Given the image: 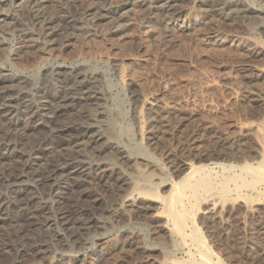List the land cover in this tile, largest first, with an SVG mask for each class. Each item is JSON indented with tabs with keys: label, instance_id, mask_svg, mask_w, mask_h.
<instances>
[{
	"label": "rangeland",
	"instance_id": "rangeland-1",
	"mask_svg": "<svg viewBox=\"0 0 264 264\" xmlns=\"http://www.w3.org/2000/svg\"><path fill=\"white\" fill-rule=\"evenodd\" d=\"M24 1L2 0L0 9L13 12ZM107 1L103 5L112 12L93 22L92 15L87 16L88 29L68 45L49 41L39 43L36 50L27 49L18 33L0 31V70L24 80L30 95L45 98L59 89L60 82L51 81L58 68L95 75L104 107L103 114L93 118L129 156L112 149L100 155L116 166L119 175L124 172L123 180L117 187L109 182L91 184L99 195L80 201L89 210L77 216L98 221L95 227L91 223L80 245L59 216L60 207L66 209L68 200L75 199L70 179L53 193L50 182L44 181L7 189L11 199L0 212L10 225L8 236L13 234L7 238L18 247L27 246L31 238L46 248L36 258L30 252L14 250L15 254L0 241V264H206L211 259L221 264H264V180L246 172L264 162V0H239L248 8L238 14L229 9L226 14V9L213 13L209 0ZM96 2L84 0L85 5ZM166 5L180 10L167 12ZM180 160L186 162L184 172L195 164L221 163L200 177V184L210 188H200L198 198L185 208L190 226L186 232L205 239L208 256L192 236L182 238L164 227L159 214L160 196L180 177V168L174 167ZM229 175L243 178L236 185L229 182L226 193H218L217 183ZM30 192L36 198L23 204ZM209 192H217L221 203L217 217L205 212ZM41 204L49 206L50 217L36 212Z\"/></svg>",
	"mask_w": 264,
	"mask_h": 264
},
{
	"label": "bare ground",
	"instance_id": "bare-ground-1",
	"mask_svg": "<svg viewBox=\"0 0 264 264\" xmlns=\"http://www.w3.org/2000/svg\"><path fill=\"white\" fill-rule=\"evenodd\" d=\"M1 1L2 0H0V2ZM99 1L100 3H98L97 0V2L94 5L93 4L85 5L86 3H84V0H25L23 5H21L20 8L18 7V9H15L13 12H10V10L2 11V9H0V31H4V33H14V32L18 33L21 38L20 43H22L23 44L22 46L27 49L34 50L35 48H40L39 43L42 44L49 41L50 42L53 41V43H56V45L58 46L68 45L69 43H72L71 41H74L75 39L78 38V34L80 32L86 31L88 29L87 26L90 23L88 22L89 19H87V16L92 15V19L91 21L90 20L89 21L93 22V20L96 21L101 17L104 18V16L106 17L108 13L112 12L110 9H107L103 5L104 2L107 0H99ZM110 2H112V0H110ZM120 2H122V0ZM208 2H210V7L213 13L215 11L223 12L222 10L226 9V12H224L226 14L227 10L229 9V11L236 12V14H238L241 12H246V9L248 8L241 5L242 3H240L239 0H209ZM113 4L115 5L116 2H114ZM118 4L120 3L118 2ZM174 7L172 5H166L165 8L163 6V9L167 12L171 11L172 13V11H177L178 13V10L180 9H178V7L177 8ZM162 13L164 14V12ZM118 25L120 26V24ZM96 80L97 79L95 75L89 74L84 70L72 68L67 71H62L59 70L58 68L54 71V73H52L51 81L60 82V88L55 90L53 94H50L45 98L44 96L39 98L36 97L37 95L36 96H33L32 94L30 95L28 89L24 86V82H25L24 80H22L18 76L14 77L0 70V212L4 210V209L1 210V208H4L3 206L4 203H6L7 199L8 198L11 199V197H8L5 192L7 189H11V188L13 189L14 187L17 186L22 187L24 184H29L32 186L34 184L37 186L39 183L50 182L49 185L51 186L49 191L53 193L55 191L54 189H58V187L61 185V183H63V181L70 179L74 186L73 188H74L75 196L74 195L73 196L75 197V199L74 198L71 199L72 198L71 197L70 200H68L67 202L68 206L64 205L65 207H67L66 209H63L60 206H59L60 209L59 208L58 209L60 214L59 216H61L60 218L62 221L61 224L64 226V228L70 230L71 236L79 242L78 245L82 243L81 239H84L85 233L91 227V223H93L92 226L95 227L94 226L96 225L95 220L98 221V219H95L94 221L89 219H88L89 221L86 219L84 220L78 219L79 218L78 216L82 214L84 215L87 214L89 210L87 207L84 208L85 205L84 207H82L80 205V201L82 200L88 201V198L90 199L91 197L97 195L96 192L98 188L91 189V184L94 183L96 185L105 186L109 182V184H113V186L117 187L118 185L120 186L122 184L121 181L123 180V177L121 175L124 172L121 173L119 171L121 174L119 175V173L115 172L116 166L113 163L112 165L108 164L105 158L100 157V155H104L106 152H110L108 150L112 149L113 152L115 153L118 152L117 155H121L124 158L126 157L129 158V156H127V154H125L123 150L119 149V147L115 145V143H113L111 138L107 136L108 134L106 135L105 132L103 133L104 131L103 125L98 124L99 121H96V119L93 118L95 114L97 116L98 114L99 115L103 114V111L101 109L102 107H104L103 93L96 86ZM93 121H96L97 123ZM98 141L100 143H97ZM87 151L90 153H88ZM40 153L42 154V156L39 157ZM183 161L174 164V167L177 170L180 168L178 172L181 174L180 177H178V179L174 180L172 184H170L169 191L167 190L168 192L166 194L164 193L165 195L160 196L158 202H160V204L162 205V209H160L159 214L164 219V223H165L163 225L164 227L168 229H172L177 235H179L182 238L192 236V238L189 237V239L191 238L192 241L200 245L202 244L201 249L200 248L199 249L200 251L201 250L204 251L207 255L210 253V251L206 243L205 244L203 243L205 239H203L199 235H191L186 232L187 228H190V226L188 224L189 220H187L188 211H186L185 208L186 205H189L191 203V200L194 197H196V195H198L197 191H199L200 188L202 189L204 187L205 190H209L210 188L209 186L206 185L207 187H209L207 189V187L203 186L204 184L203 185L200 184L199 182V180L201 179L200 177L201 176L204 177V173L210 171V169H212L215 165L217 166L219 162L202 163L197 165L195 164L190 167L188 166L189 167L188 170L184 172L182 171V169H184V165L186 162L184 163ZM219 164L221 165V163ZM33 166L36 167L37 169L34 172L29 171L28 169L34 168ZM185 169L187 168L185 167ZM250 171L253 172V175L255 177H260L262 180H264V162L258 167L246 168L247 173ZM252 172H250V176ZM194 174H197L198 176L194 177ZM231 176L229 175V177L227 176V178H224V180L217 183L218 186H216V188L218 189L217 191H219L218 193L220 192L226 193V190L228 189L227 184L229 182L232 183V181H234L235 184L237 183L238 178L240 179L241 177V175L240 176L238 175L239 177L237 175H235L234 177ZM193 177L195 178L194 181L190 182L189 179L190 178L193 179ZM206 177L205 179H207L206 181H208L209 176L207 175ZM202 181L204 182L205 180L202 179ZM167 184H168L167 182L162 183L161 187L162 188L165 186L167 187ZM32 192L27 193V196L23 198V200H25L22 201L23 204H26L28 201L31 202V200L33 201L36 198L35 197L36 195L34 196ZM215 194H217V192L216 193L209 192V194H206L208 196V199L206 200L207 210L205 212H207L211 217L218 216L219 209L221 206V203L220 201H217ZM36 201H38V199ZM38 202H40V200ZM87 205L88 203L86 204V206ZM48 207L47 205L46 206L42 205L39 209L37 207H36L37 209L36 208L35 209L38 214L39 213L43 214L44 216H46L45 218H48V215L50 217V214H48L49 213ZM140 207L141 206H139V208ZM32 211L30 210L29 212ZM36 212H34L33 214H35ZM56 212L57 210H55V213ZM69 212H74L72 213V216L73 215L76 216L78 215V216L77 217L75 216L74 218L69 214ZM42 221L43 220H41L40 222ZM5 223L6 222L0 218V241L3 242L1 245L8 247V249L10 251L12 250L13 252L15 251L22 253L30 252L29 255L35 254L37 256L36 258H38L39 253L42 251V249H45L46 247L41 249V245L40 246L35 245L36 242L34 243L33 239L30 240L31 238L29 239V243L27 246L25 245L27 243L23 244L25 245L23 247L21 246L18 247L19 245L15 246L13 244V241L11 242L9 238H7L12 236L13 234L8 236L10 225ZM26 223H28V221ZM6 225H8V227ZM12 225H15V222ZM20 226L21 225H19V227ZM12 229L14 231H17L19 228L18 229L15 228L17 230H15L14 228ZM14 234L16 233L14 232ZM23 234H22V238H23ZM14 238H16V236ZM40 238L41 237H39V240ZM19 239H21V236L19 237ZM23 241L25 242V240ZM44 242L45 240L43 241V243ZM190 253L191 252L189 251V254ZM29 255L27 257H30ZM13 258H16V256ZM30 259L32 260V258ZM208 259L210 260V258ZM202 260L204 259L202 258ZM211 260L209 261L210 263L208 261L205 260L204 261L208 262L206 264H221L220 260L218 261V259L213 262Z\"/></svg>",
	"mask_w": 264,
	"mask_h": 264
}]
</instances>
